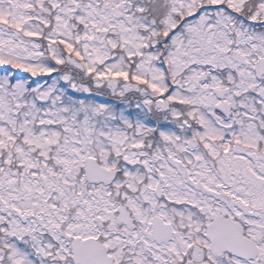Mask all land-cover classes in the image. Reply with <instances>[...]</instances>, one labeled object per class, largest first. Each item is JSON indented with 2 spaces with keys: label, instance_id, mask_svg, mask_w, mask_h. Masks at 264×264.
Masks as SVG:
<instances>
[{
  "label": "snow or ice",
  "instance_id": "snow-or-ice-1",
  "mask_svg": "<svg viewBox=\"0 0 264 264\" xmlns=\"http://www.w3.org/2000/svg\"><path fill=\"white\" fill-rule=\"evenodd\" d=\"M0 264H264V0H0Z\"/></svg>",
  "mask_w": 264,
  "mask_h": 264
}]
</instances>
